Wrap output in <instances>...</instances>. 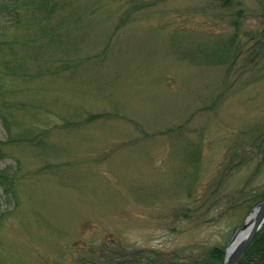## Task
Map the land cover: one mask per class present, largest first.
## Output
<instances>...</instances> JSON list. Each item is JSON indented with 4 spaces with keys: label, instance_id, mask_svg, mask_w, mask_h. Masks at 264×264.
<instances>
[{
    "label": "rangeland",
    "instance_id": "rangeland-1",
    "mask_svg": "<svg viewBox=\"0 0 264 264\" xmlns=\"http://www.w3.org/2000/svg\"><path fill=\"white\" fill-rule=\"evenodd\" d=\"M2 176L0 264H222L264 192V0H0Z\"/></svg>",
    "mask_w": 264,
    "mask_h": 264
},
{
    "label": "trees",
    "instance_id": "trees-1",
    "mask_svg": "<svg viewBox=\"0 0 264 264\" xmlns=\"http://www.w3.org/2000/svg\"><path fill=\"white\" fill-rule=\"evenodd\" d=\"M219 1L220 3L227 5L232 0H215ZM3 120V118H2ZM4 127L6 130L9 129L8 124L3 120ZM3 177V176H2ZM4 181L0 180V183L3 184L4 189H7L8 185L10 184L7 177H3ZM264 197V192L259 193L255 196V205L262 200ZM212 254L219 260L220 262L223 261L224 257V247H214L212 250ZM238 264H264V226L263 228L255 235L251 243L248 245L247 249L241 256Z\"/></svg>",
    "mask_w": 264,
    "mask_h": 264
},
{
    "label": "water",
    "instance_id": "water-1",
    "mask_svg": "<svg viewBox=\"0 0 264 264\" xmlns=\"http://www.w3.org/2000/svg\"><path fill=\"white\" fill-rule=\"evenodd\" d=\"M252 213L254 214L252 223L249 227V230L245 237L239 240L233 247L229 250L230 246L236 239L237 234L234 236L232 242L228 245L225 250V256L223 264H237L240 256L246 250L251 240L257 233V231L262 227L264 223V198L263 200L253 209ZM249 218V217H248ZM244 222L239 231L245 230L248 227L249 219Z\"/></svg>",
    "mask_w": 264,
    "mask_h": 264
},
{
    "label": "bare ground",
    "instance_id": "bare-ground-1",
    "mask_svg": "<svg viewBox=\"0 0 264 264\" xmlns=\"http://www.w3.org/2000/svg\"><path fill=\"white\" fill-rule=\"evenodd\" d=\"M253 216L254 214L251 213L250 216H249V223H248V227L243 230V231H240L239 234L237 235L236 239L234 240V242L232 243V245L230 246L229 250L233 247V245H235L239 240H241L243 237H245V235L247 234L248 230H249V227L252 223V219H253Z\"/></svg>",
    "mask_w": 264,
    "mask_h": 264
}]
</instances>
